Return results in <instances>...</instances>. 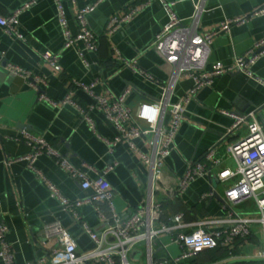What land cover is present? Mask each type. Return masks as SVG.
<instances>
[{"label":"crops","instance_id":"obj_1","mask_svg":"<svg viewBox=\"0 0 264 264\" xmlns=\"http://www.w3.org/2000/svg\"><path fill=\"white\" fill-rule=\"evenodd\" d=\"M26 1L0 0V13L8 15ZM94 1L64 0L69 29L73 34L79 30L76 20L78 9ZM165 1H174L173 9L186 22L195 11L196 3L200 2L201 32L218 27L226 18L249 14L264 3V0H102L87 15L89 28L97 38L95 49H86L82 40L64 46L65 37L58 21L55 0H36L20 13L21 30L26 35L24 39L9 33L0 24V209L9 224L7 237L13 245L17 263L41 256L50 246L56 245L54 241L43 242L45 225L54 221H60L67 227L80 250L95 246L81 222L62 209L59 199L51 194L47 183L22 158L31 151L25 139L17 138L23 135L24 130L45 138L83 168L91 179L104 175L115 192V208L122 213L130 212L149 200L150 172L140 154L127 141H119L110 148L107 140L112 139L118 130L103 112L97 109L89 112L95 123L93 129L76 106H56L40 98L39 91L28 79L10 72L6 65L18 64L46 76L48 84L41 91L52 100L60 102L73 89L74 98L84 108L94 98L83 87L74 85L73 78L86 83L96 80L95 90L99 93L117 95L131 86L133 91L127 96V102L136 108L142 98L157 99L161 87L118 60L117 53L120 52L126 59L135 58L141 69L160 82L167 80L170 66L152 45L156 33L169 22ZM137 4L143 5L133 17L123 21L113 32H107L109 18L123 15ZM262 37L264 14L252 16L245 23L233 24L230 30L213 37L205 69H210L218 60L232 63L236 56L245 53ZM45 49L59 53L62 71H57L42 57ZM80 50L84 51L89 65L81 60ZM252 68L255 76L264 79V55L257 59ZM193 85V77L180 78L175 84L173 98L183 96ZM222 110H229L230 114ZM252 110L264 121V83L244 72L216 75L210 83L198 88L186 105L185 119L166 159V178L176 183L191 159L201 157L216 144L221 150L222 143L245 130L241 126L234 129L233 134L226 135L227 129L235 124L239 115ZM242 128L244 130L240 131ZM135 142L143 150H149L150 143L144 138L138 137ZM110 164L114 165L113 168L104 173ZM35 166L69 198H83L94 193L92 187H82L78 179L47 153L37 158ZM216 171L217 168H213L211 175L220 183ZM208 175L197 177L178 195L161 197L164 199V218L168 219L176 212H184L186 221L222 216L225 208L218 200L217 193L222 195L223 192L209 180ZM212 185L216 190L215 195L203 197V193L212 189ZM80 212L91 227L96 230L102 228V219L94 205L84 204ZM252 242H245L242 248L237 247L234 251H248L253 246ZM155 246L157 258L170 257L180 251L179 245L172 242L168 235L160 237ZM135 249L139 250L136 256L140 264H146V244L139 243ZM228 256L229 253L216 261L200 259L197 263L232 260Z\"/></svg>","mask_w":264,"mask_h":264},{"label":"built area","instance_id":"obj_2","mask_svg":"<svg viewBox=\"0 0 264 264\" xmlns=\"http://www.w3.org/2000/svg\"><path fill=\"white\" fill-rule=\"evenodd\" d=\"M74 1V0H69ZM102 0H95L80 7L76 13L79 30L73 34L69 29L64 0H55L58 21L65 37L64 46H71L78 40L85 42L86 49L97 48V38L89 28L87 15ZM36 0H27L12 13H0V24L17 38L24 39L21 30L20 13ZM169 12V22L155 35L152 45L163 56L170 66L166 81L160 82L153 75L141 69L135 58L126 59L120 52L117 59L123 61L134 71L142 73L146 78L157 82L161 87V94L157 99L142 98L136 108L127 102V96L133 91L127 86L120 94L99 93L95 90L97 81L86 83L73 78L72 83L83 87L91 94L94 101L84 108L73 96V89L69 90L60 102L50 99L41 89L48 84L47 77L18 64L8 63L7 69L29 80V83L39 91V97L49 100L53 105L72 104L83 114L90 126L95 129V123L90 116L93 109L100 110L106 118L112 121L118 133L107 140L110 148L119 141H127L131 148L138 152L143 162L148 166L149 200L127 213L115 208L113 198L115 192L111 183L104 175L96 179L88 177L87 172L77 166L68 156L64 155L45 138L24 130L18 139H25L31 146V151L22 156L31 167L47 183L51 194L60 201L63 210L71 213L89 233L95 246L80 250L72 233L60 221L48 223L44 227L43 242L54 241L47 252L23 263L15 261V251L7 237L9 224L3 218L0 209V258L2 264H140L137 256L131 252L139 243L146 244V264H199L193 260L204 250L224 247L228 250V259L250 258L240 264H264V121L260 120L257 112L252 110L239 115L233 126L227 129V134H233L234 129L244 126L243 132L227 141L226 150L222 153L217 144L208 148L201 157L189 161L181 178L173 183L166 178L164 167L167 157L171 153L175 136L185 119L186 105L196 90L210 83L216 75L241 71L257 78L253 72V65L264 55V37L255 41L245 53L235 57L232 63L218 60L210 69H205L210 43L213 37L230 30L233 24L245 23L255 15L264 14V3L249 14L226 18L218 27L201 32L199 29V14L201 3L197 2L195 11L186 22L173 9L174 1H165ZM143 4L133 5L123 15H113L109 18L106 30L113 32L123 21L131 18ZM0 51V57H1ZM42 57L50 62L57 71H62L59 53L45 49ZM79 55L83 63L89 65L84 51ZM193 77L194 85L183 96L174 99L176 82L182 77ZM230 114L229 110H222ZM141 137L150 143L149 150H143L136 144L135 139ZM47 153L74 178L78 179L84 188L92 187L91 196L72 199L66 196L60 188L40 169L35 166L37 158ZM222 153V154H221ZM232 158L234 164L226 162ZM107 166L104 173L113 168ZM213 168L219 182L224 187L222 194L225 202V213L222 216H206L194 221H186L184 212H176L168 219L164 218V203L161 197H171L183 192L189 183L199 176L212 174ZM214 188L205 191L203 197L214 196ZM250 200L257 211L240 212L235 206ZM90 203L102 219V228L96 230L82 218L80 208ZM258 212V213H257ZM161 234H166L172 242L179 245L180 251L175 255L156 257V244ZM253 241V246L243 253L234 249ZM212 262L208 264H219Z\"/></svg>","mask_w":264,"mask_h":264},{"label":"trees","instance_id":"obj_3","mask_svg":"<svg viewBox=\"0 0 264 264\" xmlns=\"http://www.w3.org/2000/svg\"><path fill=\"white\" fill-rule=\"evenodd\" d=\"M228 250L224 247H215V248H209L201 252L194 260L193 262H198L200 259L203 261H216L220 258L227 255ZM99 264H105V263H99Z\"/></svg>","mask_w":264,"mask_h":264},{"label":"rangeland","instance_id":"obj_4","mask_svg":"<svg viewBox=\"0 0 264 264\" xmlns=\"http://www.w3.org/2000/svg\"><path fill=\"white\" fill-rule=\"evenodd\" d=\"M242 130H244L243 128L240 130V131H242ZM226 144H227V142H224V143H222V145H221V152L222 153H224L225 152V150H226ZM221 153V154H222ZM226 162H228V163H230V164H234V161H233V159L232 158H229L228 159V161L226 160ZM215 186L219 189V190H221L222 192H224V187H223V185H222V183H218L217 181H215ZM253 206V203L251 202V201H248V203H245V204H242V205H237V206H235V209L237 210V211H240V212H243V213H245V212H252V211H257V209H255L254 207H252ZM258 213V212H257ZM162 236H167L166 234H161V237Z\"/></svg>","mask_w":264,"mask_h":264},{"label":"water","instance_id":"obj_5","mask_svg":"<svg viewBox=\"0 0 264 264\" xmlns=\"http://www.w3.org/2000/svg\"><path fill=\"white\" fill-rule=\"evenodd\" d=\"M0 59H1V57H0ZM208 178H209V180H210L211 182H213V184H215V181H216V180H214V177H212L211 174L208 175ZM211 188H213V185L211 186ZM217 198H218V200H219L220 202H222V203L225 202L223 196H222L221 194H219V193H217ZM138 252H139L138 249H134V250L132 251V256H133V257L136 256V255L138 254ZM251 260H252V259H250V258H235V259H232V260H229V261H226V262H222V263H219V264H229V263H233V262H245V261H251Z\"/></svg>","mask_w":264,"mask_h":264}]
</instances>
